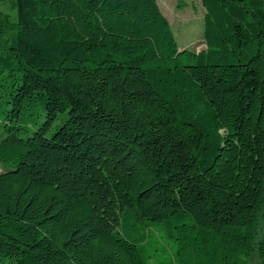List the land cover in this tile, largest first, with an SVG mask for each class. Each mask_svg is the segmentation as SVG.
Listing matches in <instances>:
<instances>
[{
  "label": "trees",
  "instance_id": "1",
  "mask_svg": "<svg viewBox=\"0 0 264 264\" xmlns=\"http://www.w3.org/2000/svg\"><path fill=\"white\" fill-rule=\"evenodd\" d=\"M201 2L197 52L157 0H0V264H264V0Z\"/></svg>",
  "mask_w": 264,
  "mask_h": 264
},
{
  "label": "rangeland",
  "instance_id": "2",
  "mask_svg": "<svg viewBox=\"0 0 264 264\" xmlns=\"http://www.w3.org/2000/svg\"><path fill=\"white\" fill-rule=\"evenodd\" d=\"M161 10L168 17L180 49L190 48L195 51H200L206 48L204 40V16L205 8L201 0H157ZM4 10L8 7L1 4ZM1 91V87H0ZM4 108V107H3ZM66 113H59L58 117L52 122L49 135L60 125ZM45 120V111L41 105H36L32 108L25 109L19 123L23 125L29 124V127L34 130ZM18 123V124H19ZM17 124V123H16ZM3 120L0 116V140L5 135ZM5 167L0 163V172L4 171ZM262 223V221H261ZM261 236L259 233L258 238ZM251 264H261L256 253H253L250 258Z\"/></svg>",
  "mask_w": 264,
  "mask_h": 264
}]
</instances>
